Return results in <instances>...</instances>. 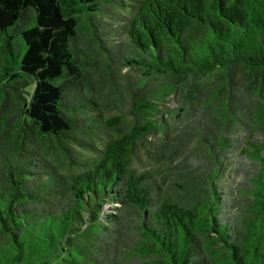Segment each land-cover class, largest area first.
<instances>
[{
	"label": "trees",
	"instance_id": "trees-1",
	"mask_svg": "<svg viewBox=\"0 0 264 264\" xmlns=\"http://www.w3.org/2000/svg\"><path fill=\"white\" fill-rule=\"evenodd\" d=\"M0 264H264V0H0Z\"/></svg>",
	"mask_w": 264,
	"mask_h": 264
},
{
	"label": "rangeland",
	"instance_id": "rangeland-1",
	"mask_svg": "<svg viewBox=\"0 0 264 264\" xmlns=\"http://www.w3.org/2000/svg\"><path fill=\"white\" fill-rule=\"evenodd\" d=\"M128 72L132 75L133 79L138 82L141 80L142 75L139 74L137 71L134 69L128 70ZM107 86H103V91L102 93L104 94V98L106 102H104V108L105 112L109 114H114L118 113V103H116L114 100L109 99V92H108ZM104 100V99H103ZM169 103V102H168ZM127 108V106H125ZM163 118H167V122L163 125L165 126V130L168 132L169 135L172 133H177L180 132V129L183 128V125L181 122L174 118V117H169L164 111L163 113ZM188 133V132H184ZM149 139L151 140V144L148 145L147 148L144 147H139L136 151V155L133 158V165H135L139 170L146 169L149 166L156 167L158 169H162L164 167L163 165V158L168 154V148H166V141L165 137L163 136V133L160 131L155 132L154 134L149 136ZM201 145L197 141L196 137L187 135V139L185 142V145L182 146L181 148L177 149L176 152L173 151L172 157H171V163H176L178 161L179 156H181L184 152L187 150H196L200 151ZM168 172V171H166ZM176 172V171H175ZM167 178L170 179H177V175H173L171 173H167Z\"/></svg>",
	"mask_w": 264,
	"mask_h": 264
}]
</instances>
